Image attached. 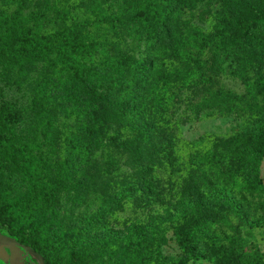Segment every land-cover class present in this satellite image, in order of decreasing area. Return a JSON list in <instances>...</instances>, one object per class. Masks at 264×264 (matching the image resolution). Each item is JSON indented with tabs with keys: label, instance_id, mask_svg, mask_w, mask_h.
<instances>
[{
	"label": "rangeland",
	"instance_id": "rangeland-1",
	"mask_svg": "<svg viewBox=\"0 0 264 264\" xmlns=\"http://www.w3.org/2000/svg\"><path fill=\"white\" fill-rule=\"evenodd\" d=\"M121 1L24 0L23 14L38 13V19L30 22L47 33L72 22H87V41L98 50L109 52L115 61L123 55L139 60L145 54L142 41L126 26L112 29L98 21L117 14ZM175 2L170 23L174 37L153 59L164 74L146 76L147 86L134 85L132 77L126 76L111 90L99 89L114 102L128 94L130 111L119 125H105L103 146L94 150L86 167L73 168L71 174L64 166L67 141L79 134L84 105L63 84L68 71L60 63L42 61L9 68L0 64V106L13 108L16 134L30 143L38 164L46 166L57 184L61 245L56 260L61 263L68 262L71 249L79 245L82 264H116L125 247L124 236L132 234L139 243V255L148 256L149 264H174L180 254L174 229L202 216L212 219V230L220 240L205 239L206 249L197 264H219L217 252L231 240L257 247L264 259V158L260 166L263 187L254 192L245 180L236 150L227 146L232 137L255 125L256 108L264 106V81L258 83L264 56L257 54L247 64L248 81L253 84L249 90L227 63L215 68V46L203 44L197 34L200 31L216 44V30L232 21L230 0ZM16 8L17 0H0V9L12 12ZM100 50L83 61L103 67ZM218 89L244 97L222 109H205V99ZM137 120L148 127L150 139L145 144L137 143L132 130ZM46 125L51 145L43 133ZM166 145L172 148V163ZM138 159L152 164L155 180L148 178ZM82 175L88 179L76 199L67 182H76ZM25 186L23 175L0 170V194L5 199L20 196ZM124 189L131 194L123 193ZM221 193L244 212L242 216L224 205ZM104 199L116 201L117 207L95 222L92 216ZM184 204L191 209L183 217L180 209Z\"/></svg>",
	"mask_w": 264,
	"mask_h": 264
},
{
	"label": "trees",
	"instance_id": "trees-1",
	"mask_svg": "<svg viewBox=\"0 0 264 264\" xmlns=\"http://www.w3.org/2000/svg\"><path fill=\"white\" fill-rule=\"evenodd\" d=\"M230 6L231 24L216 30V44L212 42L211 37L200 31L197 34L203 44L215 46V68L219 69L223 63H227L231 72L241 77L251 90L253 84L248 81L247 64H252L257 54L264 56V0H230ZM23 7L24 0H17V8L14 11L0 9V64L9 68L42 61L49 64L60 63L68 71L63 84L69 89L68 92L78 96L84 105L81 109L84 122L79 126V134L67 141L64 166L71 174L82 165L86 167V162L94 150L103 146L105 125H119L122 116L130 111L128 94L114 102L107 95L100 93L99 89L108 87L111 90V87L121 84L126 76L132 77L134 85L147 86L144 82L146 76L160 77L164 74L161 68L153 64V59L165 48L169 39L174 37L170 23L176 10V2L122 0L117 14L98 19L112 29L118 25L126 26V30L133 37L144 43L145 54L139 60L123 55L115 61L109 52L100 48L103 67L91 66L83 61L86 55L99 51L94 44L87 41V22H72L56 32L47 33L40 28H34L30 22L38 19V13L25 16ZM125 65L128 70L124 69ZM263 81L264 72L258 76V83ZM243 97L229 90L218 89L210 93L203 107L222 109L242 100ZM256 114L258 120L255 125L247 132L235 135L227 143L231 150H236L245 180L254 192L263 187L260 166L264 158V106L257 107ZM84 116L88 117L87 121ZM16 118L13 108H8L7 104L0 106V170L23 175L26 186L20 196L12 199L7 200L0 194V222L13 235L41 253L46 263L82 264L83 252L79 245L71 249L68 262L61 263L56 260L60 253L58 246L61 245L56 216L57 184L51 180L46 166L38 164L30 143L16 134ZM48 129L50 132L49 125H46L43 133L51 145L53 139L50 138ZM132 130L136 134L138 144L149 141L148 127L141 120L134 122ZM165 148L168 161L172 163V148L169 145ZM137 162L148 178L155 180L152 164L148 160L140 162L138 159ZM86 178L87 176L82 175L76 182H67V189L73 193L74 198L81 196V186ZM203 181L206 182L205 179ZM206 185L210 186V190L213 189L209 183L206 182ZM123 193L131 194V191L125 190ZM220 199L234 215H243L244 212L224 198L222 193ZM115 203L116 201L104 199L98 212L92 216L94 221L117 207ZM190 209L189 204H184L180 209V212H183L181 215L184 217ZM262 209L264 210V205ZM212 223V219L202 216L194 222L179 225L174 229L175 243L180 250L174 264H197L201 251L206 249L205 239L211 242L220 240L212 230ZM88 227L89 231L92 230V226ZM124 240L125 247L123 253L118 255L116 264H149L148 256L139 255L136 236L126 234ZM217 257L219 264H264L257 247L248 248L236 240L220 246Z\"/></svg>",
	"mask_w": 264,
	"mask_h": 264
},
{
	"label": "flooded vegetation",
	"instance_id": "flooded-vegetation-1",
	"mask_svg": "<svg viewBox=\"0 0 264 264\" xmlns=\"http://www.w3.org/2000/svg\"><path fill=\"white\" fill-rule=\"evenodd\" d=\"M24 247L33 249L41 255L44 264H48L41 253L13 235L0 222V264H40L39 260Z\"/></svg>",
	"mask_w": 264,
	"mask_h": 264
},
{
	"label": "water",
	"instance_id": "water-1",
	"mask_svg": "<svg viewBox=\"0 0 264 264\" xmlns=\"http://www.w3.org/2000/svg\"><path fill=\"white\" fill-rule=\"evenodd\" d=\"M27 251H29L33 256H35L40 264H44L43 258L41 257V255H39L38 253H36L33 249H31L30 247H24Z\"/></svg>",
	"mask_w": 264,
	"mask_h": 264
}]
</instances>
